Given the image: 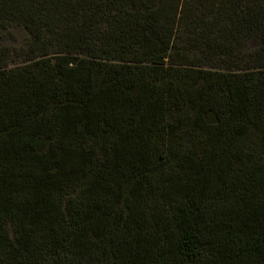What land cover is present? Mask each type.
Returning a JSON list of instances; mask_svg holds the SVG:
<instances>
[{
    "label": "trees",
    "instance_id": "obj_1",
    "mask_svg": "<svg viewBox=\"0 0 264 264\" xmlns=\"http://www.w3.org/2000/svg\"><path fill=\"white\" fill-rule=\"evenodd\" d=\"M0 264H264V0H0Z\"/></svg>",
    "mask_w": 264,
    "mask_h": 264
},
{
    "label": "rangeland",
    "instance_id": "obj_2",
    "mask_svg": "<svg viewBox=\"0 0 264 264\" xmlns=\"http://www.w3.org/2000/svg\"><path fill=\"white\" fill-rule=\"evenodd\" d=\"M183 39L186 38L187 35H184V32H182ZM29 35L26 32V30L18 25H11L7 29L3 31V42L6 45L15 47L18 50H23L26 47V44L28 42ZM14 62L11 64V66H15L19 63H21V57L18 55L14 57ZM199 63H202L203 67L206 69H223L222 66L224 65H230V66H237V65H245L246 63L241 62L239 60H228L225 61L223 59H220L213 56H207L205 58H201L198 60Z\"/></svg>",
    "mask_w": 264,
    "mask_h": 264
}]
</instances>
